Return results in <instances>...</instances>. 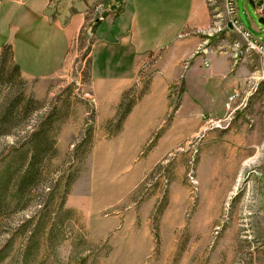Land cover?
Instances as JSON below:
<instances>
[{
	"label": "rangeland",
	"instance_id": "374dc122",
	"mask_svg": "<svg viewBox=\"0 0 264 264\" xmlns=\"http://www.w3.org/2000/svg\"><path fill=\"white\" fill-rule=\"evenodd\" d=\"M191 1L96 0L90 21L70 41L55 74L28 78L20 71L14 77L12 88L34 100L38 109L24 127L0 137V174L17 138L50 113L53 144L32 190L20 200L14 199L12 189L4 195L0 264H264V64L258 50L226 25L224 0H204L210 21L200 31L196 51L204 47L234 55L232 72L239 74V86L231 115H201L183 123L190 128L166 152L158 139L171 118L160 120L145 143L129 151L132 138L120 133L108 138L116 128L107 129L116 111L106 117L95 102L91 66L96 69L98 63L95 51L91 57L96 43L92 26L103 20L105 9L111 6L113 15L118 7L144 5L166 13L175 3L183 7L184 20ZM234 1L242 28L264 44V26L253 5ZM18 4L9 10L1 36L16 44L25 31L31 34L39 19L32 14V2ZM148 71L141 73V87ZM179 85L170 88L171 109L179 103ZM90 126V149L74 154ZM40 212H47L50 221L39 223L26 258V221H40ZM53 219L58 227L48 236Z\"/></svg>",
	"mask_w": 264,
	"mask_h": 264
},
{
	"label": "crops",
	"instance_id": "0c3cea01",
	"mask_svg": "<svg viewBox=\"0 0 264 264\" xmlns=\"http://www.w3.org/2000/svg\"><path fill=\"white\" fill-rule=\"evenodd\" d=\"M95 1L0 0V47L11 46L23 76H51L59 70L70 41L90 21L89 12ZM19 2L22 6L32 2V14L39 19L31 34L25 31L16 44L1 36L9 10ZM110 8L105 9V17L93 29L96 43L91 53L93 59L95 51L98 63L96 69L91 66L94 98L106 117L115 114L124 91L135 87L138 92L142 88L141 73L149 70L147 90L133 106L118 135L132 138L129 151L143 145L158 122L168 118L173 84L179 83L182 92L178 108L158 139L163 152L171 150L182 138L184 129L190 128L183 123L195 122L201 115L225 114L228 97L234 93L238 96L239 74L232 72L234 55L207 49L196 51L201 47L200 31L210 21L204 0L191 1L184 20L183 7L175 3L166 13L141 5L132 10L125 6L112 15ZM126 10L130 11L127 17ZM184 63L187 68L182 74Z\"/></svg>",
	"mask_w": 264,
	"mask_h": 264
},
{
	"label": "trees",
	"instance_id": "16d2710c",
	"mask_svg": "<svg viewBox=\"0 0 264 264\" xmlns=\"http://www.w3.org/2000/svg\"><path fill=\"white\" fill-rule=\"evenodd\" d=\"M123 9V7L121 8ZM118 11L119 7L116 9ZM106 13L104 14L105 17ZM97 22L94 23L92 29L95 28ZM20 67L14 61L13 52L10 45L3 44L0 47V88L7 85L5 93H0V137L11 134V131L16 128L24 127L31 112L37 110L33 108L37 104L34 100L26 98L23 93L17 92L12 88L14 77H19ZM147 90V82L138 92L135 87H131L122 93L120 102L116 108L115 118L110 121L107 129L109 130L113 125L116 126L114 131L108 133V138L116 136L122 131L123 123L132 110L133 106L141 98ZM180 94L182 87H179ZM179 103L172 108L168 116V120L177 109ZM54 123V116L50 113L38 118L35 126L31 130L24 133L23 137H18L8 153L9 163L5 165L4 171L0 174V209L5 207L4 195L14 190V199L20 200L32 190V186L40 178L41 169L44 162L48 159L52 149L51 130ZM92 138L91 126L85 130L83 139L74 146V154L82 152L84 147L90 149ZM86 150V152L88 151ZM70 184V181H69ZM66 183V186L69 185ZM12 186V188H10ZM68 193L66 191L64 194ZM8 207V203L6 202ZM62 206V205H61ZM40 221L34 222V218L28 219L26 222L30 229L26 236L23 254L27 258L31 253L39 223L41 221H50V216L47 212H40L37 218ZM54 220V219H53ZM45 222V223H46ZM58 227L57 221H53L48 232V236Z\"/></svg>",
	"mask_w": 264,
	"mask_h": 264
},
{
	"label": "built area",
	"instance_id": "2783aa9c",
	"mask_svg": "<svg viewBox=\"0 0 264 264\" xmlns=\"http://www.w3.org/2000/svg\"><path fill=\"white\" fill-rule=\"evenodd\" d=\"M251 1L255 10V13L258 15V17H261L264 19V0H248ZM225 6H230V16H228V21L226 25L231 24L234 29H236L242 36V38L245 39V45L254 46V49L258 50L259 58L262 59L264 64V44L256 39L249 31L242 28L238 18H237V8L234 0H224ZM203 52L206 51V48L201 49ZM219 53H224V51H220ZM206 66L208 64L206 63ZM183 68H187V64H183ZM237 102V93L232 94L228 97L227 103L225 105L226 111L231 115L235 108L237 109V106H235ZM203 119L206 117L201 116ZM219 121V120H217ZM208 122L215 123L213 119H209ZM217 124V123H216Z\"/></svg>",
	"mask_w": 264,
	"mask_h": 264
},
{
	"label": "water",
	"instance_id": "95a60500",
	"mask_svg": "<svg viewBox=\"0 0 264 264\" xmlns=\"http://www.w3.org/2000/svg\"><path fill=\"white\" fill-rule=\"evenodd\" d=\"M249 3L252 4L251 1H249ZM258 22L264 26V19L263 18L259 17L258 18ZM228 28L232 29V25L231 24H228Z\"/></svg>",
	"mask_w": 264,
	"mask_h": 264
},
{
	"label": "bare ground",
	"instance_id": "6f19581e",
	"mask_svg": "<svg viewBox=\"0 0 264 264\" xmlns=\"http://www.w3.org/2000/svg\"><path fill=\"white\" fill-rule=\"evenodd\" d=\"M226 10H227L228 16H230V6H226ZM232 28H233V26H232ZM237 101H238V96H237Z\"/></svg>",
	"mask_w": 264,
	"mask_h": 264
}]
</instances>
